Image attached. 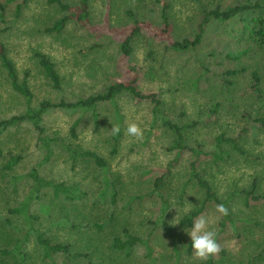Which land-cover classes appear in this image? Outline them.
<instances>
[{
	"label": "rangeland",
	"instance_id": "obj_1",
	"mask_svg": "<svg viewBox=\"0 0 264 264\" xmlns=\"http://www.w3.org/2000/svg\"><path fill=\"white\" fill-rule=\"evenodd\" d=\"M73 5L75 0H62ZM244 1L264 0H88L89 19L94 24L87 31L68 22L59 36L45 34L49 26L64 14L46 0H0V44L13 63L20 80L28 72L27 84L32 93L31 106L41 99L57 101L84 97L99 91L104 84L127 81L137 70V87L154 92L162 102L164 115L183 129L184 144L198 150L177 154L170 148L171 133L151 111L147 102L133 101L120 94L113 102L96 106L98 127L93 128L89 112L49 110L42 115L44 135L51 138V152L45 155L37 133L28 122L0 130V249L9 250L14 240L21 242V264H149L141 245L125 254L109 247L112 237L123 230L146 238L152 248L155 264H198L199 260L185 252L191 241L181 218L202 200L198 187L189 178V163L205 179L219 202L226 201L230 214L216 220L214 229L222 251L210 264H264V199L243 200L241 189L255 180L256 194H264V128L253 118L264 117V50H258L230 26L211 22L194 47L177 52L165 45V39L146 27L132 39V53L123 56L117 44L129 30L130 15L158 26L163 3L170 35L174 39L191 36L201 11L223 8ZM16 8L17 11H16ZM130 12V15L125 13ZM264 16V15H263ZM108 26L112 28L109 29ZM123 27L116 33L113 27ZM92 44H100L86 52ZM236 61L225 59L228 51H241ZM46 54L62 77L61 89L53 90L31 56L32 51ZM246 70L225 87L221 78L227 68ZM259 76L257 94L250 86L249 74ZM24 98L11 89L0 67V118L21 114ZM115 109L121 115V135L112 147L111 126L116 123ZM144 130L142 138L127 135L130 123ZM192 122V123H191ZM73 126L74 134L69 128ZM192 124V125H191ZM223 134L235 138L240 149L222 143L226 153L216 160L209 152H217L214 137ZM69 149L90 151L105 162L104 169L89 158L71 159ZM11 155L19 160L10 168L4 163ZM35 168L40 176L52 182L74 187L83 195L68 200L54 197L44 188L26 207V214L10 212L24 201L30 180L26 173ZM158 183L155 184V180ZM114 189L111 199L110 187ZM217 202L204 204L201 214L219 216ZM193 218V221L195 220ZM178 222V223H177ZM174 235L177 260L168 243L165 229ZM35 231L50 242L68 244L70 252L86 256L71 258L59 253L43 257L35 240ZM1 255L7 264L13 259ZM90 262V263H89Z\"/></svg>",
	"mask_w": 264,
	"mask_h": 264
},
{
	"label": "trees",
	"instance_id": "obj_2",
	"mask_svg": "<svg viewBox=\"0 0 264 264\" xmlns=\"http://www.w3.org/2000/svg\"><path fill=\"white\" fill-rule=\"evenodd\" d=\"M46 3L54 6L58 10L64 12L61 16L54 19L49 26H45L42 28V32L45 34H52L53 36H59L63 31L64 27L68 22H72L80 28H83L87 31H93L92 28L94 24L89 19V10H88V0H75L73 5L68 4L62 0H46ZM166 8L167 4L163 3L161 5L160 11V24L158 26L151 24L146 20H138L134 19L128 10H125V13L130 15L131 23H129V30L126 36L118 42L117 49L118 52L123 56H130L132 53V39L141 34V27H146L149 31H151L154 35L165 39V45L169 47L171 50L177 52L186 51L196 44H198L201 40L202 35L205 32V29L208 24L215 21L218 23H224L226 26H230L232 34L240 35L244 38L248 44H252L258 50H264V3L258 2H250L244 1L241 3H234L231 5H227L223 8H219V6H214L211 8H206L201 11V14L196 21L191 36L183 37L181 39H174L170 35V23L168 22V18L166 16ZM18 8H16L17 11ZM1 19V18H0ZM124 26L113 27L116 33H121L123 31ZM111 29V26H108ZM95 48H101L99 44H92L85 48L86 52L92 51ZM250 47L243 49L241 51L233 52L228 51L225 53L224 58L230 61H236L239 59L242 53H245L247 49ZM33 61L36 62V65L40 68L43 77L48 82L50 88L53 90L61 89L62 77L58 73L54 62L44 53L40 51H32L31 54ZM0 67L3 69L12 90L18 93L20 96L24 98L26 108L23 113L11 115L8 118H0V130H4L10 126H16L21 122H28L31 127L36 131L37 136L36 139L41 143L42 148L45 151V155H48L51 150L49 147V142L51 138H48L44 135V128L42 127L41 118L44 113L53 109H61V110H80L81 112L86 111L89 112L91 117V121L93 123V128L97 129L98 127V119L96 106L105 102H113L115 97L120 94H126L133 101L139 102H147L151 107V111L154 114V117H157L160 124L167 129L172 135V142L170 148L176 149L177 154L181 153L184 150H189L192 153L199 152L198 150L188 148L184 142L183 129L187 127V125L179 126L177 123L168 119L163 111H162V102L159 99L158 95L154 92H143L137 87V78L138 72L135 67L129 66L128 70L132 73L130 78L127 81L116 80L113 82H109L103 85V87L94 93L88 94L84 97H74L70 100L59 99L57 101H50L48 99L39 100L35 106H31V98L32 93L29 90L27 84L28 72L25 71L22 75V78L19 80L17 77V73L15 72L13 63L8 58L6 51L2 44H0ZM244 67L239 68H227L223 70L221 81L225 85V87L233 86V82L230 80L235 77L237 74L245 71ZM250 77V86L257 94H259L257 84L259 82V76L255 71H251L249 74ZM116 115V123L115 125H119L122 128V120L121 115L115 109ZM254 123H257L261 127L264 128V117H256L252 119ZM192 123V122H191ZM192 125V124H191ZM74 124L69 128L70 134H74L73 130ZM121 132L119 135H112V147L118 142L120 138ZM222 143H228L230 147L236 151L240 152V149L236 145L235 138L225 137L223 134H218L214 137V146L217 149V152H209L211 156H213L216 160L221 159V154H226L221 149ZM69 156L71 159H75L77 157L80 158H89L91 159L96 166L104 169L106 167L105 162L98 156L97 154L90 151H81L77 152L73 149H69ZM1 153V151H0ZM19 160L18 155H11L7 161L4 163L5 168H10ZM195 163L191 161L189 163L188 175L189 178L194 182V184L198 187L201 192L202 200L201 203L194 209L187 212L180 220L181 224H185L187 227L192 225V220L195 218L203 209V206L207 202H217L223 203L226 205V201L219 202L216 197L215 192L210 187L209 183L201 178L198 173H196ZM26 177L30 180L29 191L24 198V201L20 203L19 206L12 208L10 212L23 213L27 216V220L29 222V226L35 221L33 216L26 214V207L28 202L33 197H38L40 191L44 188H50L51 193L54 197L63 196L64 199L72 200L76 198H80L83 194L77 191L74 187L64 185L61 182H52L50 180L44 179L40 176L35 168H31L27 173ZM106 183L110 185V183L106 180ZM155 184L158 183V179L155 180ZM255 180H251L249 187L247 189H241L240 192L243 194V200L246 201L248 198L252 200H260L264 199V194H256L255 193ZM111 191V199L114 197V189L112 186L110 187ZM227 217V216H226ZM224 217V218H226ZM166 234L169 238L168 243L170 245L171 252L177 257L179 255L178 250L176 248V242L174 235L171 233L169 229H165ZM35 240L40 247L41 254L43 257H49L52 254H61L67 257L76 258V257H85L86 255L78 252H70L68 244L59 243V242H50L47 238L43 237L41 233L35 231ZM141 245L144 250L145 257L149 260V264H155L154 257L152 256V248L148 243L146 238L138 237L125 229L121 236H114L111 238L109 247L115 251H122L126 255L134 248L135 246ZM21 242L19 240H14L13 246L6 250L5 248L0 249L1 255L10 256L9 261L12 258V264H21L14 262V257L19 258V261L22 259V254L20 252ZM191 251V241H189L185 246V252L190 254ZM5 256V258L7 257ZM90 263V262H89ZM211 258L208 261H201L198 264H210ZM0 264H7L6 260L0 258Z\"/></svg>",
	"mask_w": 264,
	"mask_h": 264
},
{
	"label": "clouds",
	"instance_id": "obj_3",
	"mask_svg": "<svg viewBox=\"0 0 264 264\" xmlns=\"http://www.w3.org/2000/svg\"><path fill=\"white\" fill-rule=\"evenodd\" d=\"M111 132L113 135H119L121 132L120 126H111ZM126 133L129 136L139 139L143 137L144 130L139 124L133 122L127 125ZM215 212L218 213L219 216L199 215L193 221L191 230L187 231L191 239L193 256L199 261H208L210 258L218 256L223 250L221 244L218 242L214 225L219 217L228 216L230 210L225 204L221 203L216 205Z\"/></svg>",
	"mask_w": 264,
	"mask_h": 264
}]
</instances>
